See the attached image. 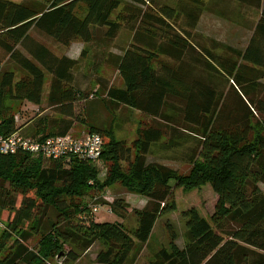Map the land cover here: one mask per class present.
<instances>
[{"label": "trees", "instance_id": "obj_1", "mask_svg": "<svg viewBox=\"0 0 264 264\" xmlns=\"http://www.w3.org/2000/svg\"><path fill=\"white\" fill-rule=\"evenodd\" d=\"M229 1L259 12L242 49L197 32L203 0H0V69L6 60L23 73L17 79L7 71L0 79V135L43 140L70 134L78 122L101 136L100 159L108 164L100 184L91 161L0 156V220L3 212L11 215L0 230V264H52L57 257L73 264L95 243L101 246L96 264H135L157 219L176 210L173 190L205 185L217 196L212 215L205 219L194 208L182 213V247L166 223L168 246L147 264H264V0ZM122 26L130 43L109 55L122 87L95 90L96 99L76 114V104L90 97L76 86L78 61L55 56L30 31L68 47L76 40L89 44L95 28H105L111 40ZM46 75L51 113L36 115L22 132L26 126L10 104L39 107ZM118 106L153 120L130 143L115 139L111 121L97 118L99 109ZM186 137L194 144L187 174L147 162L153 145L169 149ZM116 183L147 199L132 211L134 228L94 221L83 201ZM102 204L120 220L128 213L122 199Z\"/></svg>", "mask_w": 264, "mask_h": 264}, {"label": "rangeland", "instance_id": "obj_2", "mask_svg": "<svg viewBox=\"0 0 264 264\" xmlns=\"http://www.w3.org/2000/svg\"><path fill=\"white\" fill-rule=\"evenodd\" d=\"M14 3L37 2V0H8ZM159 2H170L171 0H158ZM208 2L207 9L204 11L197 25V30L200 34L210 37V34L217 36L220 42L232 43L235 46H242L245 39L250 34V27L258 19L259 12L238 6L236 3L229 0H203ZM80 15V14H79ZM81 16V15H80ZM216 21V22H215ZM213 26V27H212ZM250 26V27H249ZM212 30L210 32V28ZM249 27V28H248ZM105 28H95L93 30V40L89 44H83L79 40L71 42L68 47H63L51 38L41 34L37 30H31L30 36L45 46L50 52L57 57L69 56L78 61L76 68L73 71L76 86L90 97L86 101H81L76 104V114L84 108L85 104L94 101L96 96L93 95L95 90L101 92L103 87H122V81L119 77L114 65L111 63L109 55L117 56L122 53L131 39V33L125 28L121 27L119 33L111 40L104 36ZM222 42V43H223ZM82 52H84L82 54ZM7 71H12L19 79L23 76L21 70L12 62L6 61L0 69V79L2 74ZM50 78L45 77V84L42 93V102L39 107L33 106L29 103H11L14 117L18 124L26 126L22 132H28L30 127L27 125L33 117L41 114L51 113L46 105V95L48 92ZM99 84L97 87L96 84ZM92 96V97H91ZM99 97V96H97ZM101 95L99 98H102ZM86 102V103H85ZM110 111V112H109ZM99 109L97 112L98 121L108 123L111 125L114 132V137L119 141H126L130 143L136 139V131L139 128L148 127L153 120L142 113L118 106L114 110ZM105 123V124H106ZM83 131V132H82ZM87 132V126L81 123H75L71 129L70 135L73 137L80 136ZM184 139V140H183ZM162 142L167 141V137L162 138ZM177 147L165 149L162 145H153L150 153L147 156L148 163H159L168 168L176 170L179 174H187L190 169L188 155L190 148L194 145L191 138H182L178 140ZM96 169V180L101 184L107 179L108 164L101 159L91 163ZM124 167V164L122 165ZM173 186V183H171ZM173 196L175 200L176 210L166 216L160 217L155 222L151 235L146 245L140 250L136 258L135 264H147L151 256L162 247L168 246V232L166 230V223H169L172 230L176 234V244L182 247L185 241V222L182 219V213L188 209L194 208L201 217L209 219L212 215L216 203V197L209 185H205L198 189L184 192L181 189H174ZM115 199H122L127 204V215L123 220L114 216L107 205L102 203H111ZM84 203L92 210L97 211L92 213V217L96 222H114L115 220L123 222L126 228H134L136 226V218L133 210H141L147 204V199L133 192H129L123 188L119 183L110 187H104L98 191H92L83 199ZM19 199L17 200V204ZM7 212H3L0 220V230L4 227L3 223L10 218ZM2 224V225H1ZM29 246H33L34 242H29ZM101 246L98 243L92 247L73 264H96L95 257ZM52 264H63L57 257Z\"/></svg>", "mask_w": 264, "mask_h": 264}, {"label": "built area", "instance_id": "obj_3", "mask_svg": "<svg viewBox=\"0 0 264 264\" xmlns=\"http://www.w3.org/2000/svg\"><path fill=\"white\" fill-rule=\"evenodd\" d=\"M15 120L17 121L16 118ZM102 145V138L96 133H84L76 137L67 134L40 140L14 132L7 136L0 135V156L22 153L53 161L68 162L70 159H77L93 163L100 159ZM96 211L94 208L93 212Z\"/></svg>", "mask_w": 264, "mask_h": 264}, {"label": "crops", "instance_id": "obj_4", "mask_svg": "<svg viewBox=\"0 0 264 264\" xmlns=\"http://www.w3.org/2000/svg\"><path fill=\"white\" fill-rule=\"evenodd\" d=\"M215 22H216V21H215ZM212 27H213V26H212ZM212 27L210 28V32H211V30H212ZM249 27H250V26H249ZM249 27H248V28H249ZM249 31H250V30H249ZM197 32H198V30H197ZM250 34H251V31H250ZM250 34H249V36L245 39L246 41L242 44V46H241V45H240V46H238V45L235 46V45L232 44V43H231V44H230V43H226V44H227V45H230V46H233V47H237V48H241V49H242V48H244V47L246 46V44H247V42H248V39H249V37H250ZM209 36H210L209 38L214 39V40H216V41H219V40L216 38L217 36H214V34H210ZM219 42H220V41H219ZM222 42H223V41H222ZM222 42H221V43H222ZM223 43H224V42H223ZM224 44H225V43H224ZM69 55H70V54H68V56L66 55L65 57H67V58H69V59H73V60H75L74 58L70 57ZM82 132H83V131H82ZM84 133H87V132L84 131ZM158 145H159V144H158ZM214 196L216 197L215 199H216V201H217V196H216L215 194H214ZM115 221H117V220H115Z\"/></svg>", "mask_w": 264, "mask_h": 264}]
</instances>
